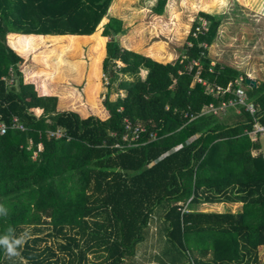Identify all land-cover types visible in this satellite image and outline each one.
<instances>
[{"label":"trees","instance_id":"trees-1","mask_svg":"<svg viewBox=\"0 0 264 264\" xmlns=\"http://www.w3.org/2000/svg\"><path fill=\"white\" fill-rule=\"evenodd\" d=\"M111 1L0 0V121L7 126L0 134V206L7 210L0 235L9 228L28 234L13 256L0 247V264H141L138 251L156 264H264V159L246 132L253 116L241 105L203 112L233 97L240 83L264 124V81L248 84L238 67L208 56L220 15L199 11L204 25L192 22L170 62L155 60L161 46L148 49L155 59L122 47L115 34L123 22L109 16L102 70L117 82V95L109 98L107 82L105 119L58 110L56 96L23 81L10 33L61 35L68 46L71 34L95 31ZM166 1L156 0L153 12L161 14ZM196 72L230 91L206 92ZM13 117L22 129L11 126ZM127 122L144 128L131 141ZM219 202L241 205L198 209ZM151 233L164 242L165 262L144 249L153 245Z\"/></svg>","mask_w":264,"mask_h":264},{"label":"rangeland","instance_id":"rangeland-1","mask_svg":"<svg viewBox=\"0 0 264 264\" xmlns=\"http://www.w3.org/2000/svg\"><path fill=\"white\" fill-rule=\"evenodd\" d=\"M111 3L113 7H108L105 16L95 30L101 31L102 23L104 20L106 21L105 18L109 16L108 14L111 12L115 14V11L119 9V14L123 16L122 22L125 33V36L123 32L120 36L115 34L119 44L121 42L140 52L161 46L162 57L156 58L160 62H170L177 57L178 49L186 42V36L195 19L200 20L201 25H204L203 20L198 15L199 11L220 15L221 22L216 36L211 45L208 46V56L212 63L220 62L236 66L246 73L247 78L254 80L255 84L264 80V10L259 8L261 0H167L161 14L153 12L152 8L156 0H112ZM7 38L16 52L22 55L17 65L21 72L24 71L25 75L22 73V78L23 81H26L29 77L27 76L29 70L34 73L33 76H38L40 80L45 78V74H47V78L56 74L59 75L67 60L72 58L69 48L74 45L77 37L68 39V46L62 39L63 37L46 42L34 41L35 38L34 40L32 38L30 40L33 41L32 43H29L20 34H9ZM106 38L107 41L109 37L106 36ZM31 45L32 47L28 49V46ZM81 59L85 60L84 70L88 69L90 73L97 72L98 86L103 87V93L99 95V101L102 102L104 97L102 95L107 89L110 79L107 73L103 72L102 63L99 69L97 67L98 53L90 54L89 58L82 55ZM27 65L30 68L24 70L23 67ZM81 86L79 85L80 90L82 89ZM116 86V81L113 83L110 81L108 87H112L111 95L116 91ZM93 99L97 104V98L94 97ZM261 147L264 149V136L261 137ZM240 205V203L224 202L202 203L198 205V209L203 211L229 209L233 211ZM155 238V234L151 233L149 244L153 243V245H147L144 249L149 253L157 254L165 262L166 247L164 242L161 239L156 241ZM142 246L143 244L140 243V250H142ZM139 252L136 260H139L141 264H153L155 262L153 259H143L146 262L144 263L143 256L141 257ZM89 257L93 258V255H89ZM258 257L261 260L264 259V246L258 247Z\"/></svg>","mask_w":264,"mask_h":264},{"label":"crops","instance_id":"crops-1","mask_svg":"<svg viewBox=\"0 0 264 264\" xmlns=\"http://www.w3.org/2000/svg\"><path fill=\"white\" fill-rule=\"evenodd\" d=\"M111 5L112 3H110L109 7ZM118 10L115 11V14L111 12L108 15L114 16L123 21V16L119 14L120 12H118ZM109 16H107V18L105 19L107 20ZM123 33H124V25H123ZM123 33H117V34L118 36H120ZM11 34L17 35L18 33H10V35ZM67 35H70V34H67ZM71 35H74L77 37L74 41L75 43H73L74 45L71 48H69L72 53V58L67 60V63L63 66V69L60 71V74L59 75L56 74L55 76H50V78H47V74H45L44 75L45 78L40 80L38 76H33L34 73L33 72L31 73V71L29 70V73L27 75L29 76L28 80L26 81L24 80V82L32 83L34 87H36L37 92L41 95L47 94V95L56 96L57 97L56 108L58 110H73V111H76L81 117H86L89 114H94L101 119H105L108 116V113L103 107L101 100L99 101V95L100 93L101 94L103 93L102 92L103 87L101 85L98 86L97 72L90 73L88 69L84 70L85 60L81 58H82V55L85 56L86 58H89L90 54H94V52L95 54L98 53L97 67L99 69L101 66L103 57L105 55V43H106L107 38L106 36H103L101 34V31H96V30L91 34H71ZM22 36L24 37L29 36L27 40L29 43L30 42L32 43L33 41H30L32 38L33 40L35 38L34 41L37 40L40 42H46L47 40L58 38L61 35L40 36V35L30 34V35H22ZM124 36H125V33H124ZM120 45L126 49L137 51L141 54L150 56L151 58L155 59L153 56H151V54H148V50H145L146 52L145 51L140 52L139 50L137 49L135 50L134 48L129 47L126 44H122L121 42H120ZM28 47H29L28 49H30L32 45ZM26 52L28 53V51ZM20 56L22 57V55ZM46 56L48 55L46 54ZM23 68L25 70V68H30V67L29 65H27V66H24ZM22 73L23 75H25L24 71H22ZM261 81H264V80H261ZM99 83H100V80H99ZM79 85H82L81 90L79 89ZM104 91L105 92L102 96H104L107 92L106 89ZM116 95H117L116 91H114L112 95L110 92L109 98L114 99ZM94 97L95 99L97 98L96 99L98 103L97 108H92V106H90L91 105L90 102L92 101ZM86 99L90 101L88 106L82 103ZM40 111H41L40 108H34V112L36 114L40 113Z\"/></svg>","mask_w":264,"mask_h":264},{"label":"built area","instance_id":"built-area-1","mask_svg":"<svg viewBox=\"0 0 264 264\" xmlns=\"http://www.w3.org/2000/svg\"><path fill=\"white\" fill-rule=\"evenodd\" d=\"M198 30V28H196ZM194 79L198 82H201L204 86H205V90L206 92L212 93V92H216V93H223L226 91H230L229 89V85L228 84L225 88H221L218 85H210L208 82H206L205 80H202L197 72L194 76ZM242 80V77L239 76L237 81L238 83ZM233 97L229 98L227 101L221 102V104L219 106H214L212 103H209L208 105H206L203 108V112L206 111H210L213 113H219L220 111H222L224 109V107L226 105H241L244 107V109L246 111H248L252 116H253V123H252V128L247 132V134L249 135L251 140H257L259 141L260 145H261V137L264 136V124L260 123L257 119H256V108L253 105V103L249 100H247V95L245 92L244 87L239 83V86H237L233 92ZM120 95H122V93L120 92ZM12 127H17V128H23V126L21 124H19L17 122V119L15 117H13L12 119ZM125 128L129 131H131V136L129 137L130 141L134 140L135 138H137L138 133L140 131H143L144 128L142 126H138V125H134L131 126L129 122H127L125 124ZM7 126L3 121H0V134H3L6 132ZM51 135L54 136H58L60 135V131H55V132H50ZM124 140L128 138V134H124L122 137ZM258 151L260 152L262 158L264 159V149L262 147H260V149H258ZM253 154L257 153L256 150H252L251 151ZM193 264V263H190Z\"/></svg>","mask_w":264,"mask_h":264},{"label":"clouds","instance_id":"clouds-1","mask_svg":"<svg viewBox=\"0 0 264 264\" xmlns=\"http://www.w3.org/2000/svg\"><path fill=\"white\" fill-rule=\"evenodd\" d=\"M117 63L119 64L120 62L117 61ZM120 92L123 95V92L121 90L118 93L120 94ZM6 212L7 210L3 206H0V214H6ZM27 235H28L27 232L19 236L13 235V230L9 228L7 229L6 234L0 235V247L4 249L7 255L13 256L17 254L16 253L17 246L23 244Z\"/></svg>","mask_w":264,"mask_h":264},{"label":"water","instance_id":"water-1","mask_svg":"<svg viewBox=\"0 0 264 264\" xmlns=\"http://www.w3.org/2000/svg\"><path fill=\"white\" fill-rule=\"evenodd\" d=\"M245 82L248 83V84H252V85H255V81L250 79V78H246L245 79Z\"/></svg>","mask_w":264,"mask_h":264}]
</instances>
